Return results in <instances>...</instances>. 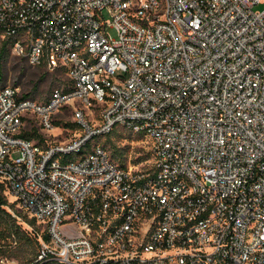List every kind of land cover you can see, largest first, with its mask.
<instances>
[{"label": "built area", "instance_id": "obj_1", "mask_svg": "<svg viewBox=\"0 0 264 264\" xmlns=\"http://www.w3.org/2000/svg\"><path fill=\"white\" fill-rule=\"evenodd\" d=\"M258 5L0 0L12 54L69 82L46 102L0 89V185L47 230L38 261L264 264ZM63 111L79 129L60 141ZM118 128L148 141L152 171L94 143Z\"/></svg>", "mask_w": 264, "mask_h": 264}, {"label": "rangeland", "instance_id": "obj_2", "mask_svg": "<svg viewBox=\"0 0 264 264\" xmlns=\"http://www.w3.org/2000/svg\"><path fill=\"white\" fill-rule=\"evenodd\" d=\"M263 9L264 5L256 6V10ZM105 17H110L107 11L105 12ZM111 31L117 32L114 30ZM4 42L5 38L0 32V52ZM11 85L19 86L23 94H30L31 99L38 102H46L55 89L67 88L69 82L64 73H51L43 67H34L29 64L28 61L14 56L9 46L3 61V77L0 81V89ZM58 120L63 123H61V127L59 126L56 130L55 135H57V137L59 136L60 141L72 138L74 136V128L72 126H66V123H73L72 113L63 111L58 116ZM94 143H100L106 147L111 158L126 169L133 168L145 172L152 171L153 169V156L150 151V145L142 135L123 128H118L105 138H97ZM18 156L19 154L15 155V157ZM7 199L10 204H14V207L7 206L9 212L17 217L24 228H26L27 225L31 226L24 221V219L30 221V216L24 209L15 204V198L11 195H7ZM34 228L38 231H43L42 225L36 224ZM0 264H22V262L17 259L3 258L0 260Z\"/></svg>", "mask_w": 264, "mask_h": 264}, {"label": "trees", "instance_id": "obj_3", "mask_svg": "<svg viewBox=\"0 0 264 264\" xmlns=\"http://www.w3.org/2000/svg\"><path fill=\"white\" fill-rule=\"evenodd\" d=\"M9 46H11V40L5 39L0 52V81L3 77V61ZM23 96L30 98V94H23ZM56 123L61 126L63 122L57 121ZM66 126H72L74 131L79 129L78 126L72 123H66ZM22 136L29 140H37L40 143H44L42 136L33 125H30V130L24 131ZM7 195H10L9 191L4 185H0V260L3 258L17 259L21 260L22 264H62L55 260L38 261L41 246L40 236L48 239L47 230L38 231L35 229L34 227L38 222L29 214L30 221H27V219H24V221L31 226L27 225V229L24 228L17 217L7 209V206L14 207V204L9 203ZM15 204L18 205V202H15Z\"/></svg>", "mask_w": 264, "mask_h": 264}]
</instances>
